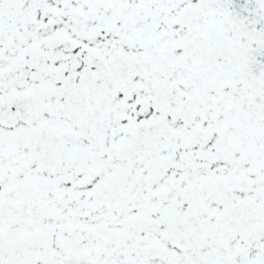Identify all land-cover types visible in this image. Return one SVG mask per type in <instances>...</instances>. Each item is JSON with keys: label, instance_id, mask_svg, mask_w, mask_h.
<instances>
[{"label": "snow or ice", "instance_id": "1", "mask_svg": "<svg viewBox=\"0 0 264 264\" xmlns=\"http://www.w3.org/2000/svg\"><path fill=\"white\" fill-rule=\"evenodd\" d=\"M0 264H264V0H0Z\"/></svg>", "mask_w": 264, "mask_h": 264}]
</instances>
